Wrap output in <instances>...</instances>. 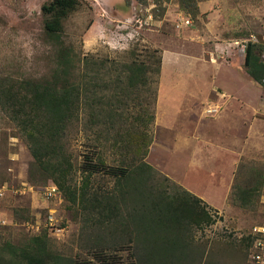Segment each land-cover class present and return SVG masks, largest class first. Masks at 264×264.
<instances>
[{"label": "rangeland", "instance_id": "obj_1", "mask_svg": "<svg viewBox=\"0 0 264 264\" xmlns=\"http://www.w3.org/2000/svg\"><path fill=\"white\" fill-rule=\"evenodd\" d=\"M47 1L0 0V77L40 78L54 68L56 50L44 32L41 13V5ZM160 1L161 4L148 0L147 5H142L133 0H82L81 7L64 21L61 41L72 46L80 57L92 54L94 59L103 60L100 70L113 63L140 58L147 50L156 49L161 57L160 71L154 72L156 64L150 62L154 71L149 74L150 83L143 92L149 97L155 93L151 106L154 114L158 94L161 95L164 111L158 119L154 118L149 128L152 140L155 135L167 147L175 135V129H171V109L194 108L193 117L201 112L203 119L214 118L215 114H207L204 108L220 103L222 109L221 102L228 97L222 93L223 88L238 89L240 82L242 100H245L240 104L241 112H237L240 121L237 119L234 123L226 113V117L210 122L211 134L223 142L221 148L210 146L203 161L199 153L194 159L185 155L177 159L165 148L153 149L146 161L167 176L171 184L204 196L202 200L212 208L208 209L215 221L196 228L195 238L206 241L207 247L216 246L214 257L222 264H248L245 244L241 246L239 241L259 221V208L235 204L232 194L237 190L236 184L248 182L249 171L263 169L264 172V86L245 73V51L242 49L243 40L264 44V0H200L196 16L182 11L178 0ZM135 18L144 21L138 26ZM185 18L190 20L187 26L180 24ZM108 79L103 77L104 84L96 88L98 94L111 92ZM106 86L109 88L105 89ZM86 118L87 113L81 110L77 122L65 135L64 146L72 156L75 169L82 155L95 147L107 159L117 155L106 144L98 143L95 135L84 128ZM166 123L167 128L164 127ZM178 124L182 125L181 131H185L188 119L180 117ZM223 147L231 152L225 155ZM203 149L207 151L208 146L203 145ZM230 161L235 164L231 171ZM32 162L19 129L0 110V184L20 188L22 183H28L34 188L22 194L7 192L2 208L7 222L0 226V244L5 240L17 243L25 237L46 232L54 249L68 255L85 254L78 240L79 210L68 209L63 195L55 200L40 195V188L48 183L29 179ZM226 193L228 203L222 207L218 204L219 195ZM206 195L217 201L214 208L205 199ZM50 212L55 228L46 225ZM119 254L129 257L126 249Z\"/></svg>", "mask_w": 264, "mask_h": 264}, {"label": "trees", "instance_id": "obj_2", "mask_svg": "<svg viewBox=\"0 0 264 264\" xmlns=\"http://www.w3.org/2000/svg\"><path fill=\"white\" fill-rule=\"evenodd\" d=\"M199 1L178 3L182 11L196 16ZM81 5L82 0H49L41 5L44 32L56 50L54 68L40 78L0 77V110L17 126L30 151L29 179L55 183L66 207L79 210L78 240L86 253L60 252L43 232L17 243L3 241L0 264H222L214 257L216 246L207 247L194 235L196 228L215 221L212 208L188 189L171 184L146 161L156 97L143 90L150 83L149 74L159 73L161 57L156 49L147 50L140 58L100 70L103 60L92 54L78 56L60 37L64 21ZM263 45L248 41L243 59L247 74L260 86H264ZM150 62L156 64L154 70ZM106 76L111 92L98 94L96 88ZM81 110L87 113L84 128L117 155L107 159L95 147L82 155L75 169L64 141ZM262 170L249 171L248 182L235 185V204L259 207ZM248 242L244 236L239 244L247 249ZM125 249L129 257L119 254Z\"/></svg>", "mask_w": 264, "mask_h": 264}, {"label": "crops", "instance_id": "obj_3", "mask_svg": "<svg viewBox=\"0 0 264 264\" xmlns=\"http://www.w3.org/2000/svg\"><path fill=\"white\" fill-rule=\"evenodd\" d=\"M245 73L247 74V72H245ZM234 81L236 82V79H234ZM238 85H239L238 89L227 90V89L223 88L224 91L222 93H224L225 95H228V97L226 96L222 100L221 103H222V105L224 104V107L221 109V112L219 111L220 113L218 112L219 114L216 113L214 115L215 116L214 118L203 119L201 117V112L199 113L198 116L193 117L192 112L194 111V108H192V109L189 108L186 110H183L181 108L171 109V119H172L171 120V127H172L171 129H175V135H174V138L172 139L171 145L169 144L168 147L166 145H162L161 138L153 135V140L151 141L147 156H149L151 154L153 149L160 151L162 148H165V151L169 152L172 157H177V159L182 157L183 155H185L186 158L194 159L193 157L194 156L197 157V155L199 153L201 156V159L203 161L204 155L207 154V152L210 150V146L213 145L215 147V145L216 146L218 145L221 148V144L223 142L220 141L219 137H216L214 134H211V123L210 122L226 117V113H227L228 117L232 118L234 123L237 121V119H238V121H240V117H239L240 115H238L237 112L238 113L241 112V108H240L241 105L240 104H243V101H245V100H242V97H243L242 93L243 92L240 89V82L238 83ZM160 101H161V95L158 94L157 105H156V110H155V119H158L160 114H162L164 111V108L161 106ZM246 101H247V99H246ZM214 104H216V103H214ZM218 104H220V103H218ZM247 104H249V103L247 102L246 106H247ZM204 110H205V108H204ZM182 112L185 113V114H183V116L180 115ZM190 112H191V114H190ZM180 117H184L185 119H188V124L186 125V127H184L185 131L184 130L181 131L182 125L178 124V120ZM190 119H192V120H190ZM193 120L195 123L193 122ZM154 122H155V120H154ZM238 123L240 125V122H238ZM167 125H168V123L164 124V127L167 128ZM155 126H158V125L155 124ZM157 129H158V127H156V130ZM192 143H194V144H192ZM191 145H195L194 147H199V149L196 150ZM203 145L208 146L207 151L205 149H203ZM224 145L226 146V144H224ZM222 151L225 153V155H228V153L231 152V150L226 149V147H223ZM200 152H203V154ZM234 165L235 164L230 161V163H229L230 171H231V168L234 167ZM225 174H226V172H225ZM222 175H223V173H222ZM188 190L190 192H192V190H190V189H188ZM197 196L200 197L201 199H204L203 198L204 196H201V195H197ZM219 198L220 199H218L216 197V199L219 200L218 204H221L222 207L227 205L228 193L222 194V196L219 195ZM205 199H207L211 203V206L213 208L215 207V202H217V201L213 200L215 198H212L210 195H206Z\"/></svg>", "mask_w": 264, "mask_h": 264}, {"label": "built area", "instance_id": "obj_4", "mask_svg": "<svg viewBox=\"0 0 264 264\" xmlns=\"http://www.w3.org/2000/svg\"><path fill=\"white\" fill-rule=\"evenodd\" d=\"M148 18H151L148 15ZM135 22L139 25L142 24L144 20L140 18H135ZM181 25L187 26L190 24V20L185 18L181 20ZM179 24V25H180ZM248 41L254 42L252 39L243 40L242 49L245 51L246 43ZM264 51V49H263ZM221 110V105L216 103L212 105H208L205 108V112L207 114L214 115ZM23 186L20 188H9L7 184H0V226H3L7 222V217L4 215V206L3 203L6 201L7 192L10 190L14 193L22 194L25 193L26 190L34 191V188L31 187L28 183H22ZM40 195L43 198L49 200L61 199L62 194L55 183L48 184L39 190ZM259 221L254 223L247 231L246 236L249 237L248 246L246 249V259L248 264H264V178H263V187L259 195ZM217 212V211H216ZM54 217L53 213L50 212L48 219L46 221V225L50 228L54 227ZM57 231H60V228H56Z\"/></svg>", "mask_w": 264, "mask_h": 264}]
</instances>
